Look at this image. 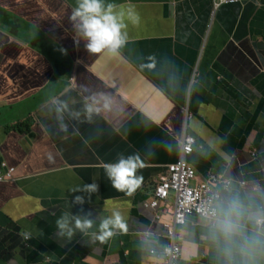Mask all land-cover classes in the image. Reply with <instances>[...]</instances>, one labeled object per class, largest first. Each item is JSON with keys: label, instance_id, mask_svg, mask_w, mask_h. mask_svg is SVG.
I'll use <instances>...</instances> for the list:
<instances>
[{"label": "crops", "instance_id": "1", "mask_svg": "<svg viewBox=\"0 0 264 264\" xmlns=\"http://www.w3.org/2000/svg\"><path fill=\"white\" fill-rule=\"evenodd\" d=\"M214 1L105 0L134 6L139 22L125 19L116 51L92 53L70 19L76 0H0V163L15 168L0 182V264H162L150 252L168 243L173 198L160 221L144 205L185 134L196 141L193 185L215 174L231 182L220 200L264 212V0ZM98 93L110 108L86 120ZM133 155L140 184L128 194L103 164ZM92 183L95 192L81 190ZM114 210L125 229L96 240ZM65 212L93 227L58 236ZM177 240L180 264H217L203 220L188 217Z\"/></svg>", "mask_w": 264, "mask_h": 264}, {"label": "clouds", "instance_id": "2", "mask_svg": "<svg viewBox=\"0 0 264 264\" xmlns=\"http://www.w3.org/2000/svg\"><path fill=\"white\" fill-rule=\"evenodd\" d=\"M116 5L105 3V0H76V6L70 19L74 22L77 35L86 40L85 48L92 53L107 49L116 51L126 40L125 19L132 24L139 22V15L134 6L127 9L114 10ZM153 67V64L148 65ZM110 98L103 94H93L83 105V116L90 120L93 114L109 110ZM67 110V106H62ZM59 112L60 109H57ZM74 118H79L80 111L70 112ZM64 130L65 125H60ZM142 166L138 157H121L114 163L103 164L106 176L118 190H126L131 194L140 184V177L134 175L136 169ZM77 189H71L75 191ZM82 191L93 193L97 190L95 183L86 184ZM73 203L83 204L84 198L76 195ZM207 227V235L215 248L217 264H258L264 258V212L257 211L248 215L246 205L238 198L220 200L211 196L206 205L198 209ZM70 221H72L70 225ZM250 225V227H246ZM57 235L70 240L75 230L87 232L93 227V221L77 215L63 213L57 220ZM125 223L118 211L102 218L98 224L95 239L103 242L114 234V230H124ZM27 238V237H25Z\"/></svg>", "mask_w": 264, "mask_h": 264}, {"label": "built area", "instance_id": "3", "mask_svg": "<svg viewBox=\"0 0 264 264\" xmlns=\"http://www.w3.org/2000/svg\"><path fill=\"white\" fill-rule=\"evenodd\" d=\"M240 1L215 0L214 5L217 7L223 3H238ZM189 118L190 116L188 115L185 120L187 121ZM195 143L196 141L192 135H184L179 159L166 167L165 172L157 182L151 200L144 205L145 208L154 211L156 209L160 210V213L156 214V220L160 221L161 216L165 211H168L166 209L161 210L160 207L166 204L170 197L173 198L170 212L171 220L163 224L168 243L160 253L150 252L151 255L160 257L162 264H180L181 249L177 240L178 230L185 225L188 217L202 220L198 209L203 208L213 195L220 199L221 192L228 191L231 186V182L221 179L215 174L209 175L203 182L192 184L196 179L195 170L187 162L186 158L193 152ZM14 172V167L1 162L0 182L14 180Z\"/></svg>", "mask_w": 264, "mask_h": 264}]
</instances>
